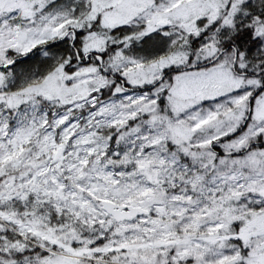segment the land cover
<instances>
[{"label":"snow or ice","instance_id":"snow-or-ice-1","mask_svg":"<svg viewBox=\"0 0 264 264\" xmlns=\"http://www.w3.org/2000/svg\"><path fill=\"white\" fill-rule=\"evenodd\" d=\"M0 264H264V0H0Z\"/></svg>","mask_w":264,"mask_h":264}]
</instances>
